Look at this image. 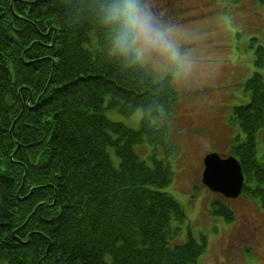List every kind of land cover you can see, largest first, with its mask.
<instances>
[{
  "label": "trees",
  "instance_id": "16d2710c",
  "mask_svg": "<svg viewBox=\"0 0 264 264\" xmlns=\"http://www.w3.org/2000/svg\"><path fill=\"white\" fill-rule=\"evenodd\" d=\"M112 2L0 0V264H197L207 249L191 227L175 242L187 213L162 190L170 166L135 151L162 144L156 122L178 111V92L174 76L156 80L112 50ZM245 89L250 101L235 108L245 136L229 155L246 177L241 195L264 209V76L254 71ZM137 109L133 129L120 119ZM216 214L235 220L225 204Z\"/></svg>",
  "mask_w": 264,
  "mask_h": 264
},
{
  "label": "rangeland",
  "instance_id": "374dc122",
  "mask_svg": "<svg viewBox=\"0 0 264 264\" xmlns=\"http://www.w3.org/2000/svg\"><path fill=\"white\" fill-rule=\"evenodd\" d=\"M158 1L163 9H158ZM149 3L157 12L161 10L163 17L166 16L168 29L182 31L180 36L176 34L173 38L187 65L158 54L147 60L148 63L174 67L169 73L158 70V75L172 74L173 86L178 92V111L166 114L163 108L159 119L163 118L168 124L158 134L162 140L160 153L165 154L163 148L169 144L172 149L168 158L172 177L162 190L183 205L187 213L175 242L187 241L191 227L195 236H200L198 241L205 237L207 245L197 264H264V209L259 200L245 194L236 200L226 199L207 189L200 179L202 157L206 153L220 151L229 154L233 139L240 135L243 140L245 136L235 120V108L250 101L251 91L245 89V82L253 72L264 76V65L258 67L255 61L256 50L260 45L264 47V3L258 0H145L147 6ZM230 36L227 49L225 46ZM140 61L144 67V60ZM140 118L141 111H136L131 119L122 117L120 120L138 129ZM257 144L258 158H262L264 128L258 133ZM149 145H136L135 151L143 157L139 149L145 154ZM216 202L232 208L235 221L230 222L225 216L213 213L215 207L216 210L219 208ZM243 213L253 222L251 227L240 218ZM256 228L260 232V250L242 239L255 243L251 231ZM237 234L241 236L237 244L239 253L230 259L225 252L236 249L233 239ZM241 251L244 254L242 260Z\"/></svg>",
  "mask_w": 264,
  "mask_h": 264
},
{
  "label": "clouds",
  "instance_id": "9594fccd",
  "mask_svg": "<svg viewBox=\"0 0 264 264\" xmlns=\"http://www.w3.org/2000/svg\"><path fill=\"white\" fill-rule=\"evenodd\" d=\"M104 21L115 26L112 50L126 60L135 62L145 55L158 54L187 66L170 29L156 21L138 0H113L105 9Z\"/></svg>",
  "mask_w": 264,
  "mask_h": 264
},
{
  "label": "water",
  "instance_id": "95a60500",
  "mask_svg": "<svg viewBox=\"0 0 264 264\" xmlns=\"http://www.w3.org/2000/svg\"><path fill=\"white\" fill-rule=\"evenodd\" d=\"M218 153L205 157L204 182L211 190L227 197H237L241 191L243 176L236 158H222Z\"/></svg>",
  "mask_w": 264,
  "mask_h": 264
}]
</instances>
